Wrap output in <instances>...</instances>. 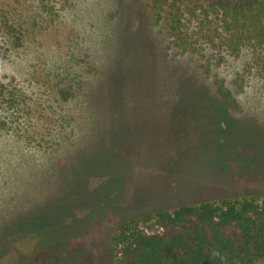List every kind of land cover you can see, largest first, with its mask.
<instances>
[{
    "label": "rangeland",
    "instance_id": "1",
    "mask_svg": "<svg viewBox=\"0 0 264 264\" xmlns=\"http://www.w3.org/2000/svg\"><path fill=\"white\" fill-rule=\"evenodd\" d=\"M29 1L25 0L27 4ZM111 1L85 0L69 7L68 0H51L53 10L46 17L31 10L14 16L19 20L16 25L24 43L21 51L9 55L4 53L8 8L0 0V82L15 87L16 98L23 103L18 110H10L4 101V113L13 111L16 124L0 135V208L4 209L20 191L43 189L44 185L37 183L41 179L35 177L41 169L30 170L44 158H52L56 164L84 151L75 165L64 171L67 184L79 171H124L117 158L119 165L111 158L112 165H98L108 154L104 143L92 142L96 130L85 100L95 98L104 105L100 109L107 115V80L120 75V94L131 110L130 118L116 131L118 143L125 146L117 151L126 158L128 175L124 184L108 192L111 196L106 199L111 204L98 207V211L92 208L83 216L78 212V219L41 233L36 244L51 250L53 260L38 250L30 264H119L120 247L115 236L123 223L184 205L264 198V155H250L249 151L264 148V64H257L247 54H217L212 55L213 59L207 55L206 61L201 56L178 54L167 48L160 29L152 27L145 16L139 24L135 20L129 23L144 37L152 36L157 57L149 58L143 42L115 46L114 24L109 21ZM123 24L128 27L127 22ZM110 59L117 69L114 74L107 67L111 66L107 65ZM203 61L210 63V72L200 65ZM216 81L232 95L235 111H216L209 100L197 94L189 104L172 105L175 93L188 88L185 82L192 85L191 90L204 89L215 98ZM185 93L182 99H186ZM223 117L227 122L220 123L224 131L220 132L213 122ZM100 125L106 131L105 125ZM247 126L257 130L253 136ZM66 141L68 150L63 146ZM234 144L240 146V155L229 151ZM219 150L223 161L216 158L208 165L204 163L203 156L207 155L202 151L214 157ZM218 168L226 175H238L244 170L246 175L255 172L258 176L235 178L239 186L230 190L219 183L218 178L224 175ZM204 171L212 184L190 182L192 176L201 177ZM101 181L102 178H88L85 193L95 191L97 197H103L107 191L95 190ZM84 190L75 188L69 197L80 198ZM70 202L84 207L78 200ZM140 227L152 231L148 224ZM6 244L0 237V255ZM15 247L17 250L10 251L1 263H10L17 251L25 253L30 246Z\"/></svg>",
    "mask_w": 264,
    "mask_h": 264
},
{
    "label": "trees",
    "instance_id": "2",
    "mask_svg": "<svg viewBox=\"0 0 264 264\" xmlns=\"http://www.w3.org/2000/svg\"><path fill=\"white\" fill-rule=\"evenodd\" d=\"M68 1L71 2L70 7L85 0ZM29 3L27 4L25 0H4V6L8 8L4 23L5 54L17 53L23 48L24 39L20 34V27L16 25L19 20L17 17L14 20V16L31 10L46 17L53 10L51 0H30ZM110 5L109 21L114 24L112 32L115 36V46L119 43L143 42L144 47L148 49L149 58L155 59L157 56L153 53L155 42L152 36L144 37L140 29L132 28L129 23L135 20L139 24L145 16L152 27L160 29L167 48L178 54L201 56L202 60H205L207 55L213 59L217 54L228 57L247 54L248 57L252 55L251 59L257 64L262 66L264 64V0H112ZM125 22L128 27L124 26ZM113 62L114 60L110 59L107 65ZM203 62L200 65L210 72V63ZM113 66L114 64L107 66L113 70L112 74L117 70ZM121 78L120 75L114 74L107 80L109 83L104 97L107 115L100 109L104 105H99L95 98L93 101L92 96L85 100V107L92 114V123L95 124L96 139L92 142L104 143L105 152L108 154L98 162V165L102 162L112 165V161L117 163L115 161L117 158L124 171L120 173H112V170L103 173L79 171L67 184L68 178L63 177L64 171L75 165V160L79 159L84 151L74 159L66 157L67 159L56 164L52 158H44L34 163L36 167L30 171L39 172L41 169L35 177H38V181L41 179L37 183L44 185L43 189L36 192L31 189L29 192L20 191L12 197V201L6 203L4 209L0 208V213L4 211V215L0 217V237L7 241L0 261L13 249L17 250L15 246L18 244H27L30 247L25 253L17 251V257L7 264H30L33 254L38 250L51 255V250L40 248L36 244L41 233L78 219V212L83 216L92 208L98 211V207L107 208L111 204L106 199L108 195L111 196L108 192L124 184L128 175L126 158L117 151L119 148H125L118 143L117 128L119 125L122 127L124 121L131 116V110L120 94ZM185 83L188 88L175 93L172 105L178 106L180 102L189 104L197 94L200 98L202 95L203 99H206L204 101L209 100L207 102L216 111L224 110L227 114L228 110L235 111L236 102L223 83L215 82V98L210 97L204 89L191 90L192 85ZM15 91V87L0 82V135L11 127L15 128L16 124L13 111L4 113V101L6 108L10 110H18L23 105L19 98H16ZM184 92L186 99L181 98ZM148 116H151L150 112ZM233 120L231 118V121ZM222 122L225 123L227 120L223 117L213 122L220 132H224L220 128ZM100 124L105 125L106 131H103ZM246 129L250 131L252 129L251 136L257 131L252 126H247ZM67 145V141L66 145L63 143L66 149ZM237 148L240 146L235 144L231 147L229 151L232 155L236 156ZM249 151L250 155H264V148ZM193 153L195 155V152ZM202 153L207 155L203 156L206 157L203 161L207 162V165L216 158L223 161L220 150L214 157H211L209 152ZM239 153L241 152L237 154ZM189 155L191 156V152ZM218 170L224 175L222 181L218 178L219 183L223 182L230 190H235L239 186L235 178L258 176L255 172L246 175L243 173L244 170L238 175L234 173L226 175L223 169ZM208 176L210 175L204 171L201 177L192 176L190 182L194 184L199 182V185L201 183L207 186L212 184ZM88 178H102L95 190L103 189L107 193L103 197H97L95 191L85 193ZM81 187L85 189L84 196L69 197L73 189ZM190 187L194 188L192 185ZM70 200H78L84 203V207H76ZM140 224L150 225L152 231L143 230ZM115 242L120 247L119 264H264V198L208 201L142 216L121 224Z\"/></svg>",
    "mask_w": 264,
    "mask_h": 264
}]
</instances>
